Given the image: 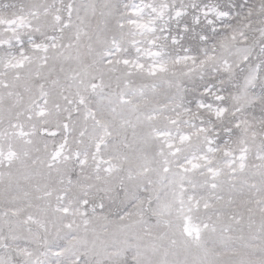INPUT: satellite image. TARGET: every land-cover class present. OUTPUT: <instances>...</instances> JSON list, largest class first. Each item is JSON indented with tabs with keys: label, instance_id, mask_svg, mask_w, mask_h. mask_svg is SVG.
I'll use <instances>...</instances> for the list:
<instances>
[{
	"label": "snow or ice",
	"instance_id": "snow-or-ice-1",
	"mask_svg": "<svg viewBox=\"0 0 264 264\" xmlns=\"http://www.w3.org/2000/svg\"><path fill=\"white\" fill-rule=\"evenodd\" d=\"M0 264H264V0H0Z\"/></svg>",
	"mask_w": 264,
	"mask_h": 264
}]
</instances>
